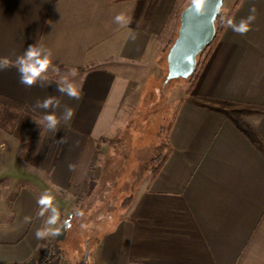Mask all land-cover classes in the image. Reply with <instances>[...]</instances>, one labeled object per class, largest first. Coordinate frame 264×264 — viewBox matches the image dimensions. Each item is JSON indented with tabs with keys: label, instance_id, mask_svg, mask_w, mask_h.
I'll return each instance as SVG.
<instances>
[{
	"label": "crops",
	"instance_id": "crops-1",
	"mask_svg": "<svg viewBox=\"0 0 264 264\" xmlns=\"http://www.w3.org/2000/svg\"><path fill=\"white\" fill-rule=\"evenodd\" d=\"M186 4L0 0V57L14 61L37 44L51 50L55 66L47 87L23 86L15 67L0 71V98L22 101L41 116L34 105L49 96L60 100L57 115L65 105L74 110L71 122H61L56 133L43 127L26 149L25 179L42 181L43 191L27 184L17 189L14 219L0 222V264L41 255L51 235L37 239L36 230L56 225L45 224L49 213L39 216L37 200L85 180L97 145L105 144L100 138L129 97L127 86L144 84L150 63L161 70L177 32L174 15ZM253 6L252 30L239 35L226 26L180 104L170 132L173 151L160 172L134 186L131 202L91 246H67L56 264H264V155L248 137L264 146V0H241L230 20L246 18ZM120 13L129 25L114 22ZM65 78L82 92L80 100L58 92Z\"/></svg>",
	"mask_w": 264,
	"mask_h": 264
},
{
	"label": "rangeland",
	"instance_id": "rangeland-1",
	"mask_svg": "<svg viewBox=\"0 0 264 264\" xmlns=\"http://www.w3.org/2000/svg\"><path fill=\"white\" fill-rule=\"evenodd\" d=\"M190 2L186 0L187 5ZM233 2L223 0L220 10L228 11ZM167 54L164 53L160 61L161 70H157V63H150L155 67L144 70L148 74L144 84L127 86L129 97L123 102L114 124L104 137L105 141H99L105 144L99 145L100 161L88 184L84 187V181L71 182L66 191L59 188L50 190L54 206L60 209L56 230L73 213L65 239L58 243L60 257L61 254L65 257L67 246L82 245L83 250L86 243L91 246L118 220L136 183L153 175L145 164L156 154L155 147L162 142L160 130L168 127L181 99L187 97L189 87L187 78L167 80ZM227 105L232 106L230 103ZM231 106H227V110L234 113ZM29 146L0 129V220L10 216L11 199L21 185L27 184L43 191L38 185L42 181L36 183L25 179V156ZM44 182L51 185L49 181ZM50 240H56V236L48 237L45 246Z\"/></svg>",
	"mask_w": 264,
	"mask_h": 264
},
{
	"label": "clouds",
	"instance_id": "clouds-1",
	"mask_svg": "<svg viewBox=\"0 0 264 264\" xmlns=\"http://www.w3.org/2000/svg\"><path fill=\"white\" fill-rule=\"evenodd\" d=\"M207 0H191V8L194 9L197 15H203L205 13V6ZM219 11V10H218ZM256 20V8L253 6L250 9V14L246 18H242L239 22L232 20L227 21L228 27L239 35H246L252 30V24ZM114 22L120 26H127L131 23L130 17H127L124 13L117 14L114 17ZM130 36L135 39V33L130 31ZM11 67H15L19 75V83L25 87H47L49 85L48 72L50 69L55 70V66L52 63L51 50L39 46L37 44L29 45L22 55H19L15 60H10L8 57H0V71L7 70ZM58 92L61 95H66L73 100H80L82 98V92L67 78L57 83ZM61 107L60 100L55 96H49L43 100H37L34 108L43 110L42 121L37 122L42 124L48 131L56 133L61 122L67 124L71 122L74 117V110L72 107L65 105L63 111L57 115V109ZM61 142H66L65 138L60 139ZM70 168L73 166L70 165ZM53 196L44 192L37 200V204L40 207L39 216L44 217L45 213H49L45 224L47 226L56 225L60 213L53 204ZM29 218L25 217V222H28ZM59 230H53L51 227H44L36 230L37 239H45L48 236H57Z\"/></svg>",
	"mask_w": 264,
	"mask_h": 264
},
{
	"label": "trees",
	"instance_id": "trees-1",
	"mask_svg": "<svg viewBox=\"0 0 264 264\" xmlns=\"http://www.w3.org/2000/svg\"><path fill=\"white\" fill-rule=\"evenodd\" d=\"M240 2L241 0H234L231 8L228 11L220 10V13L218 14L215 20V34L212 40L197 55L195 69L193 73L187 78L189 81V87L187 89V93H190L194 88L209 56L211 55L217 43L219 42L221 35L227 26V21L231 19L234 11L236 10ZM185 6H182L178 10H176L177 12L174 16L177 18V20L180 17V14L182 10L185 8ZM178 27L179 24L177 26V32H178ZM177 32L175 36L172 38L170 44L168 45V48L166 50L167 52L168 49H170V47L172 46L177 36ZM182 102L183 99H181L180 104ZM180 104L176 109L168 127L166 128L163 127L160 130V135L162 136L161 139L162 142L161 145L155 147L156 154L145 164L146 169L151 170L153 173L152 179L160 172L165 162L167 161L168 157L173 151V147L170 141V132L174 124V120L176 118V114L180 107ZM36 121L37 122L42 121V116L36 113L35 111H33L31 108H29L24 102L5 96H2L0 98V129L11 134L16 139L24 142L27 146L38 142L41 138L43 126L42 124H38ZM248 137L251 143L256 148H258L259 151H261L262 154L264 155V146H262L261 142L258 139L257 140L254 139L250 135ZM99 141L104 142L105 138L101 137ZM99 154H100L99 145H97L86 178L83 183L84 187L88 184L87 182L94 177L93 171L95 170L97 163L100 161ZM15 197H16V193L14 194L10 202V208H9L10 216L4 220L3 219L0 220V222L1 221L9 222L14 219L12 202L14 201ZM132 198H133L132 195H130L127 198L128 202L126 205H128L131 202ZM57 242L59 243L60 241L57 240Z\"/></svg>",
	"mask_w": 264,
	"mask_h": 264
},
{
	"label": "water",
	"instance_id": "water-1",
	"mask_svg": "<svg viewBox=\"0 0 264 264\" xmlns=\"http://www.w3.org/2000/svg\"><path fill=\"white\" fill-rule=\"evenodd\" d=\"M222 4L223 0H207L203 15L195 13L191 2L182 10L177 36L167 54V80L176 77L188 78L193 73L197 55L215 34V20ZM72 215L73 213L59 226L57 240L65 239Z\"/></svg>",
	"mask_w": 264,
	"mask_h": 264
},
{
	"label": "built area",
	"instance_id": "built-area-1",
	"mask_svg": "<svg viewBox=\"0 0 264 264\" xmlns=\"http://www.w3.org/2000/svg\"><path fill=\"white\" fill-rule=\"evenodd\" d=\"M61 250L56 240H50L44 247L41 255L33 258L24 264H56V260L60 257Z\"/></svg>",
	"mask_w": 264,
	"mask_h": 264
}]
</instances>
